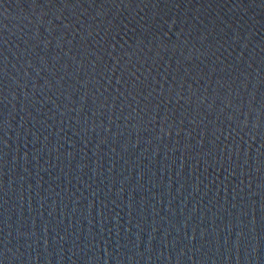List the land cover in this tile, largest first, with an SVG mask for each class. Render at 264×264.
Here are the masks:
<instances>
[{
  "label": "water",
  "instance_id": "1",
  "mask_svg": "<svg viewBox=\"0 0 264 264\" xmlns=\"http://www.w3.org/2000/svg\"><path fill=\"white\" fill-rule=\"evenodd\" d=\"M0 264H264V0H0Z\"/></svg>",
  "mask_w": 264,
  "mask_h": 264
}]
</instances>
